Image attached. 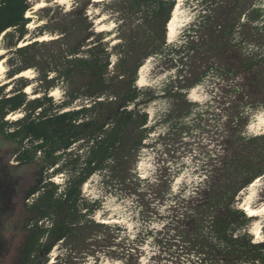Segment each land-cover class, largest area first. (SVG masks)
Wrapping results in <instances>:
<instances>
[{"label": "trees", "instance_id": "obj_1", "mask_svg": "<svg viewBox=\"0 0 264 264\" xmlns=\"http://www.w3.org/2000/svg\"><path fill=\"white\" fill-rule=\"evenodd\" d=\"M79 1L82 9L38 8L43 23L30 31L32 1L0 0V61L9 80L0 85V137L12 144L17 167H34L15 225L23 237L11 264H49L55 248L51 264H95L102 257L119 264H264V239L255 241L250 231L256 216L238 206L240 192L264 176V134L246 137L241 112L244 100L258 96L252 89L257 80L233 83L263 59L241 56L232 44L240 30L242 43L254 31L264 34V8L257 0H187L195 16L168 42L177 0ZM89 6L114 26L98 31ZM241 16L252 23L250 31ZM44 35L50 38L38 39ZM149 59L176 69L162 89L137 85ZM26 70L34 77H17ZM210 74L224 83L220 93L233 105L222 108L228 135L214 139L219 160L207 162L211 171L176 191L175 177H140L138 161L153 141L187 135L183 121L193 108L187 94ZM169 86L173 102L150 124L148 108ZM55 90L58 100L50 95ZM60 175L63 181L56 183ZM93 177L105 194L130 202L140 229L131 234L118 222L95 219L101 202L83 194Z\"/></svg>", "mask_w": 264, "mask_h": 264}, {"label": "rangeland", "instance_id": "obj_2", "mask_svg": "<svg viewBox=\"0 0 264 264\" xmlns=\"http://www.w3.org/2000/svg\"><path fill=\"white\" fill-rule=\"evenodd\" d=\"M31 1L32 11H30L29 14L33 20V27L29 28L30 31H32L37 24L43 23L42 21H38L35 12L38 8H34L38 2L42 1L45 3L44 6L53 4L58 5L59 9L57 12L61 9L62 12L69 11L75 6L81 9L83 8V2L79 0ZM91 1L94 2L93 0ZM186 1L187 0H177L179 6L176 14L175 32L168 42L176 41L182 34L184 28L195 16V10H193V8H195L193 7L194 3L188 4ZM257 3L264 8V0H257ZM225 9L228 10L227 6H225ZM87 11L89 18L92 19L98 31L109 30L114 26L112 21H107L105 14H100L101 11L97 6H89ZM240 24L245 25L246 30L251 29L253 26L252 23L247 22L246 17L243 18V16L240 18ZM240 31L236 32L234 40L232 41V44H235L237 47L236 49L239 51V54L243 56L255 55L257 57L256 59H263L257 69H255V72L252 74L246 73V75L242 74L233 81L235 85L239 84L241 87L243 85L246 86L248 84L247 79L251 81L255 75L257 76L256 73H258L261 81V87L257 88L258 96H252L249 100H244V110L241 111L242 117L246 120L244 135L246 137H254L264 134V34L260 35V33L258 34L254 31V36H248L249 38L246 42L242 43L239 42L240 37L243 36ZM1 54H3V50ZM4 68L5 70L0 73V85L9 82L5 73L6 67ZM29 71L30 73L27 78L31 79L34 77V72L31 70ZM175 74L176 69L173 68V65L169 61L161 60L160 62H156L154 59H149L138 72L137 85L140 87L152 86L157 89H162L168 84L170 78L173 79ZM189 75H191V77L188 76L189 78H194L195 76L194 74ZM223 84L224 83L219 81L218 78L210 74L207 83L196 86L188 92L187 100L193 103V108L189 115L190 117L183 121V123H185L183 124L184 127L188 126L187 135L183 134L182 138L179 140L170 138L158 140L156 142L153 141L154 143L150 145V148L142 151L138 161L136 171L140 177L151 180L159 173L165 175L167 179L175 177L172 182V188L173 191H176L183 183L190 184L197 182V178H199L200 175L207 171H211L212 167L210 165L206 167L205 164L214 159L219 160L217 159L218 155L222 152V150H220L221 147L217 148L214 145V139L219 136L223 138L228 135L223 128L228 118L222 108L224 106H233L232 100H225L220 93V86ZM174 85L177 84H173V88L171 87L173 91L176 89ZM171 88L169 86V92L149 106L150 124H154V122L161 117L163 112L169 110L170 104L174 99ZM8 89H10V87H8ZM252 89H256V87ZM248 90L249 86L246 88V91ZM28 93H30V91ZM246 94L247 93H245V95ZM60 95L59 91H55L52 94L56 100L60 98ZM220 103L224 105L221 106ZM20 115V113L11 115L9 119L15 120L20 117ZM158 128V131L163 130L161 127ZM12 149V144L7 143L0 137V176L4 179L9 188V196L3 206H0V244H2L3 247L0 253V264L12 263L16 248L22 240L23 234L15 225L23 217L22 194L32 183L34 174V167L20 168L15 165L11 157ZM54 180L56 183H62V175L57 176ZM83 194L90 200H100L101 209L94 216L96 220L108 219L118 222L124 225L131 234L141 228L130 206V202L105 194L101 189L97 177H93L83 186ZM245 204H249L252 208L264 205V176L259 177L253 184H250L244 191L240 192L238 206L243 209ZM263 220L264 211L256 216V220L251 226L250 231L255 241L264 239L263 234L260 233L259 236L258 234H254L257 230H261ZM56 254L57 250L55 248L49 256V264L54 261ZM145 261V259H142L141 263L145 264ZM86 264H94V262L90 260ZM95 264L119 263L112 262L102 257Z\"/></svg>", "mask_w": 264, "mask_h": 264}, {"label": "bare ground", "instance_id": "obj_3", "mask_svg": "<svg viewBox=\"0 0 264 264\" xmlns=\"http://www.w3.org/2000/svg\"><path fill=\"white\" fill-rule=\"evenodd\" d=\"M94 2H97V1H100V0H93ZM44 4L45 3H43L42 1L41 2H38V3H36V5H35V7L34 8H40V7H42V6H44ZM178 6H179V3H177L176 4V6H175V8H174V10H173V12H172V16H171V19H170V21H169V23H168V27H167V38H168V40L170 41V38L171 37H173V34H174V32H175V25H176V14H177V9H178ZM30 12H27V14H26V16L27 17H30L31 15L29 14ZM30 27H33V25H32V23H30L29 25H28V28H30ZM177 29V28H176ZM50 37L48 36V35H44V36H42V37H40V38H38L39 40H46V39H49ZM26 43V42H25ZM24 42H21L20 44H19V46H22V45H24L25 44ZM2 53V50H0V54ZM4 65H3V60L2 61H0V73L1 72H3L4 70H5V68L3 67ZM24 73H30V71L29 70H26V71H24V72H21L17 77H28V75L27 76H25V75H23ZM26 89H30V87L28 86V87H26ZM55 91H57V90H55ZM55 91H53V92H51V94L50 95H52ZM25 92L26 93H28L29 91H26L25 90ZM256 180H258V179H256ZM255 180V181H256ZM254 181V182H255ZM253 182V183H254ZM252 183V184H253ZM251 195V194H250ZM243 210L244 211H246L247 212V214L249 215V216H257L260 212H262V211H264V205L263 206H260V207H255V208H252L249 204H245L244 205V207H243ZM104 221H106V220H104ZM254 234H258V236L260 235V229L259 230H257L256 231V233H254Z\"/></svg>", "mask_w": 264, "mask_h": 264}, {"label": "water", "instance_id": "obj_4", "mask_svg": "<svg viewBox=\"0 0 264 264\" xmlns=\"http://www.w3.org/2000/svg\"><path fill=\"white\" fill-rule=\"evenodd\" d=\"M8 196H9V188L7 187V184L4 181V179L0 176V206H3ZM2 249H3L2 244H0V253Z\"/></svg>", "mask_w": 264, "mask_h": 264}, {"label": "flooded vegetation", "instance_id": "obj_5", "mask_svg": "<svg viewBox=\"0 0 264 264\" xmlns=\"http://www.w3.org/2000/svg\"><path fill=\"white\" fill-rule=\"evenodd\" d=\"M257 67H258V66H254V67H253V70H252V71H249L248 73L252 74L253 72L256 71L255 69H257ZM256 74H257V76H258V73H256ZM257 76L255 75V77L252 78L251 81H249V80L247 79V82H249V83H250V82H253L254 80H256ZM251 85H252V84H251ZM253 85H254V87H256V88H259V85H260V79H259V76H258V79H257L256 83L253 84ZM250 87L252 88V86H250Z\"/></svg>", "mask_w": 264, "mask_h": 264}, {"label": "snow or ice", "instance_id": "obj_6", "mask_svg": "<svg viewBox=\"0 0 264 264\" xmlns=\"http://www.w3.org/2000/svg\"><path fill=\"white\" fill-rule=\"evenodd\" d=\"M23 75L27 76L29 73H24ZM26 91H31V89H26Z\"/></svg>", "mask_w": 264, "mask_h": 264}]
</instances>
